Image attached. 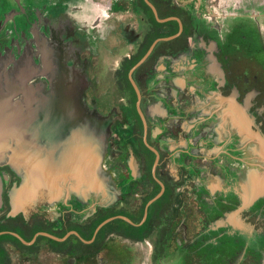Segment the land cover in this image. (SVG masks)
<instances>
[{"label": "flooded vegetation", "instance_id": "1", "mask_svg": "<svg viewBox=\"0 0 264 264\" xmlns=\"http://www.w3.org/2000/svg\"><path fill=\"white\" fill-rule=\"evenodd\" d=\"M46 61L82 78L119 198L14 213L0 162V264H264L237 122L264 142V0H0V87Z\"/></svg>", "mask_w": 264, "mask_h": 264}, {"label": "water", "instance_id": "2", "mask_svg": "<svg viewBox=\"0 0 264 264\" xmlns=\"http://www.w3.org/2000/svg\"><path fill=\"white\" fill-rule=\"evenodd\" d=\"M42 66L32 77L0 87V162L21 176L10 195L14 213L71 195L83 202L91 195L102 204L116 201L119 193L102 166L108 127L83 106L78 90L82 78L65 64L46 61ZM38 72H45L47 84L31 82ZM245 119L237 111L241 134L254 144L258 169L247 173L242 185L256 196L264 192V142Z\"/></svg>", "mask_w": 264, "mask_h": 264}]
</instances>
